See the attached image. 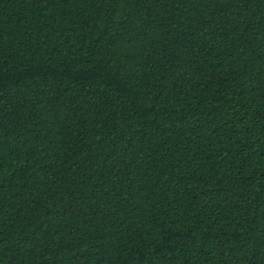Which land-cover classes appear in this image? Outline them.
<instances>
[{
    "label": "trees",
    "instance_id": "trees-1",
    "mask_svg": "<svg viewBox=\"0 0 264 264\" xmlns=\"http://www.w3.org/2000/svg\"><path fill=\"white\" fill-rule=\"evenodd\" d=\"M0 264H264V0H0Z\"/></svg>",
    "mask_w": 264,
    "mask_h": 264
}]
</instances>
